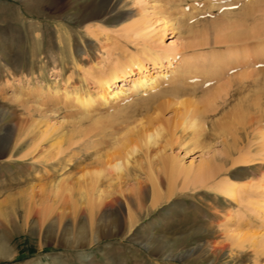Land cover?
I'll list each match as a JSON object with an SVG mask.
<instances>
[{"label":"rangeland","instance_id":"obj_1","mask_svg":"<svg viewBox=\"0 0 264 264\" xmlns=\"http://www.w3.org/2000/svg\"><path fill=\"white\" fill-rule=\"evenodd\" d=\"M73 1L0 0V251L5 252H0V264H210L206 247L222 249L216 264H264V248L258 246L264 242V203L256 188L264 175V157L256 150L264 142L255 131L238 135L241 126L236 123L227 122L231 133L227 138L205 133L202 142L207 148H194L192 143L173 146L172 156L177 155L184 167L193 162L196 171L210 162L208 173L215 167V175L196 184L163 178L156 185L150 183L149 153L156 147L145 150L138 144L140 152L111 187L137 216L133 227L123 223L116 235L102 233L99 242L91 245L80 240L78 233L86 230L74 233L77 242L68 234L53 240L46 230L38 231L34 218L48 204L68 215L72 206L86 208L87 200L69 192L55 196L50 193L53 187L75 191L83 172L101 167L100 160L114 158V137L82 135L81 126L89 123L76 122L83 117L64 98L66 90L77 86L81 93L92 92L98 74L128 61L142 46L158 45L160 57L172 56L168 70H159L166 73L179 67L186 72L179 78H186L196 94L182 100L194 102L225 82L216 83L211 74L226 71V75L234 69L228 76L236 78L249 73L253 69H237L233 61L242 62L261 50L216 42L218 26L236 16L246 0H118L117 16L83 23L72 16ZM142 20L153 33L132 37L129 28ZM165 28L163 40L153 44ZM189 67L193 69L187 71ZM166 88L163 85L159 91ZM154 93L122 96L99 115L132 116L128 126L134 142L140 123L155 117L152 98L160 95ZM245 95L218 100L223 115L212 116V121H227L226 113ZM166 101L158 98L154 103ZM174 103L164 113L167 130L173 133L179 131L184 116L175 113ZM246 116L249 124L250 115ZM70 134L75 138H70L71 144ZM230 145L235 148L227 151ZM49 158L53 160L45 162ZM235 160L242 163L232 167ZM227 180L236 186L234 198L215 191ZM22 192H32L34 207L27 206ZM153 238L156 241L149 246L143 245L144 239Z\"/></svg>","mask_w":264,"mask_h":264},{"label":"bare ground","instance_id":"obj_2","mask_svg":"<svg viewBox=\"0 0 264 264\" xmlns=\"http://www.w3.org/2000/svg\"><path fill=\"white\" fill-rule=\"evenodd\" d=\"M22 1L27 3L30 0ZM79 1H73L74 6L72 9L75 11V14L72 16L81 23L109 18L119 14L117 9L118 0ZM245 2L247 5H243L236 16H230L223 22L221 21L222 23L218 26L219 37L216 42L218 44L230 43L231 45L243 44L244 47L261 49L259 54L256 52L245 56L242 62H238L237 59L233 61L234 67L237 69L241 67L253 70H249V73H239L236 75V78L228 76L230 72L234 73V69L230 70L226 75H224L226 71L214 72V74H211V79L216 83L225 79V82L220 87L213 88L212 91H206L202 99L200 98L198 101L188 102L182 100L184 97H192L196 94L195 89L193 87L191 89V85L186 83V78H179L186 72L181 73L179 67L166 73H162L159 70L161 68L168 70L167 67L172 64V56L170 57L169 54H166L160 57L158 50L156 51L157 47H159L158 45L142 46L141 49L129 57L128 61L118 62L115 66L110 67L107 73L98 74L96 90L92 92L84 91L81 93V90L77 86L70 91L66 90L64 92V98L69 100L72 106L80 110V117H83L79 118L76 122L84 120L89 123L86 128L81 126L84 137L91 138L92 136L94 138L98 135L101 138H104L106 135L114 137V152L112 153L114 158L113 156L112 158L109 156L113 159L112 161L100 160L101 167L91 168L87 172H83L78 180L76 179L79 187L77 186L78 188L75 191L66 187L62 189L59 187L60 185L53 187L50 193L55 196L69 192L78 195L82 200H87V203H85L86 208L83 210L80 209V206H72V211L68 215L65 213V210H51L50 206H48L50 204H48L42 210L37 211L39 214L34 218L38 222V224L35 222L38 226V231L46 230L47 234H52L50 239L54 238L53 240H57L61 233L68 234L71 235L72 239H75L74 242H77L79 240L76 239L77 237L73 238L75 237L74 233L77 230H86V233L82 232L78 234L82 235L80 240H85L86 243H90L91 245L99 242L102 233L116 235L123 223H127L129 228L133 227L137 216L131 212L128 204L124 205L120 197H117L116 193L111 190V187L116 180L124 177L123 172L129 166L130 160L140 152L138 144H141L145 150L156 147L155 150L150 151V160L148 162V180L153 185H156V180H162V178L168 182L181 181L184 184H196L204 178H210L212 174L215 175V167H212V172L208 173L209 167L211 168L210 162H205L206 165L203 164L201 168H197L198 171H195L192 169L193 162L189 166L184 167L177 155L172 156L171 150L174 145L180 147L188 143H192L194 148H207L205 143L203 144L202 142V137L205 136V133L211 132L210 136L227 138L231 134L227 122L236 123L241 126L236 129L238 135H244L245 132L248 135L250 132L255 131V134L264 142L262 124L264 122V50H262L264 49V0H246ZM150 27L146 21L142 20L135 22L129 30L132 37L141 38L153 33V29L148 32ZM165 31H167L166 28L159 32L158 39L153 44L163 40ZM95 33L97 34L98 32L95 31ZM166 48L171 51L173 47ZM153 68H156L155 70L157 71H152ZM192 69V67H189L187 71ZM163 85H167L168 88L160 92L159 89ZM119 86L120 88H118ZM149 92H155L160 95H158L159 97L154 96L152 103L149 101V103L154 104V107L151 106V108L149 104H146L148 105V110L149 107L151 110L153 109L152 112L155 113V117L153 116V118L144 124L140 123L139 131L134 136V140H136L134 142L131 137L133 129L128 126L132 116L128 114L124 116L121 112L107 116L99 115L103 108L106 109L107 107L110 109L113 107L112 103L120 101L122 96L147 94ZM240 94L245 95L244 97L246 98L242 100V97L241 101H239L240 97L238 96L239 103L237 102L232 111L226 113L224 117L228 119L227 121L221 123L212 121V116L221 113L217 104L218 100L225 102L227 97L230 99ZM158 98L167 99V101L155 104L157 103L155 100L157 101ZM171 102H176L174 105L178 106L175 109V113L178 114L181 111L184 115L179 123V131L174 133L167 130L166 122L164 121V113L173 105ZM221 115L223 114L221 113ZM246 115H250L247 119L251 121L249 124H246ZM120 136L121 139L119 138L118 140L117 137ZM68 137L69 144L73 143L71 141V139H75L73 138V134H70ZM234 148L235 145H230L227 151ZM256 151L257 154H261L264 157V154H262L264 153V146L257 147ZM52 160L53 158L45 159V162L49 163ZM240 163H242V160H235L232 162V167ZM133 180L135 181L136 179ZM256 188L260 189L259 195L263 204L264 175ZM235 189V184L227 180L220 182L215 191L234 198ZM31 193L22 192L23 197L27 201V206L34 207L33 195ZM30 209L32 208H27V211ZM0 227H3L2 223H0ZM88 228L90 230L87 232ZM149 230H152V228ZM232 237L235 239L236 234H233ZM149 239H144L142 241L143 245L149 246L156 241L154 238ZM258 246H261L260 248L263 250L264 242ZM205 252L211 260L210 264H216V260L221 256L222 249L214 248L212 250L206 247ZM2 253L5 254V252Z\"/></svg>","mask_w":264,"mask_h":264}]
</instances>
